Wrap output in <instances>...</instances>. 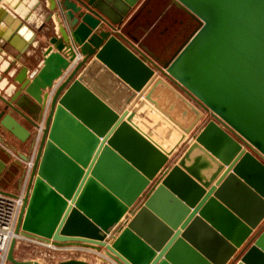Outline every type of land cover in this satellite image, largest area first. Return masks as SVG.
I'll use <instances>...</instances> for the list:
<instances>
[{"label": "water", "instance_id": "95a60500", "mask_svg": "<svg viewBox=\"0 0 264 264\" xmlns=\"http://www.w3.org/2000/svg\"><path fill=\"white\" fill-rule=\"evenodd\" d=\"M44 1L50 15L32 53L11 59L0 90V132L32 161L16 175L27 184L7 264H37L14 258L18 238L104 251L115 264H264L261 216L241 217L219 182L167 167L174 152L133 126L127 104L104 103L82 72L93 58L166 117L154 91L173 94L193 115L184 135L196 131L205 154L264 203V0H170L196 27L166 61L122 42L141 0Z\"/></svg>", "mask_w": 264, "mask_h": 264}, {"label": "crops", "instance_id": "0c3cea01", "mask_svg": "<svg viewBox=\"0 0 264 264\" xmlns=\"http://www.w3.org/2000/svg\"><path fill=\"white\" fill-rule=\"evenodd\" d=\"M0 11L3 12L0 17L1 90L7 82L3 74L4 70H6L11 63V59L17 57L20 52L24 51L27 47L28 49L25 51L27 52L26 55L32 53L31 51L35 43L30 45V42L34 39L39 27L49 17L50 11L44 0H2L0 2ZM195 27L196 23H194L181 9L172 4L170 0H141L136 6V9L123 23V29L121 31L122 42L125 45H133V47L136 49L138 48L147 57L156 58L159 61H166L171 54L182 45ZM39 57L40 56H37V59H39ZM22 64L27 66L25 61H23ZM39 66L40 62L37 64V67ZM82 72L85 74L83 84L111 108H117V105L119 106L123 102L128 104L129 102L127 101L129 99H134V101L141 104V99L133 95L122 81L118 80V78L103 67V65L98 62L96 63L93 58L87 59V62L83 65ZM12 73H14V71ZM110 81L113 83L114 88H112L113 86L111 88L114 93L109 91L110 87L106 84ZM127 109H129V106ZM0 136L4 139L3 145H0V160L7 165L5 172L2 174V177L6 179L5 182H0V191L8 194H15L21 189H26L27 182L20 188L16 179L18 169L20 168L21 170L23 163L20 162L21 160L11 149L14 147L13 140L9 139L8 136L3 137L1 132ZM177 138L183 145L176 147L174 153L169 157L167 167L178 164L182 156L179 158L176 157L174 160L176 153L184 148L187 150V148H190V144L194 143L193 138L189 139V136L184 137L177 135ZM17 152L20 154H27L26 150L23 149H17ZM203 158L207 159L208 162H201L203 165L205 163V167L202 165L201 168L203 171H207L209 177H211L214 174V170H219V167L212 162L210 158ZM200 181L198 180V182ZM202 182L203 181L200 183L203 184ZM232 184L236 186L239 194L246 195L249 199L256 201L254 193L245 189L243 186L241 187L238 180H235ZM24 240L33 245L45 247L48 250H61L69 254L80 253L81 255L75 256L74 258H64L51 264L75 259L84 261L88 264H115V262L105 257L104 251L97 252L94 249L80 246L53 248L43 242L40 243L26 238L19 239L21 242ZM15 248L14 258L16 260L20 262L32 261L33 263L42 264L34 259H20L18 257L17 246Z\"/></svg>", "mask_w": 264, "mask_h": 264}, {"label": "bare ground", "instance_id": "6f19581e", "mask_svg": "<svg viewBox=\"0 0 264 264\" xmlns=\"http://www.w3.org/2000/svg\"><path fill=\"white\" fill-rule=\"evenodd\" d=\"M106 84L110 87L109 91L113 92V83L110 81ZM154 92V98L156 99L157 107L159 106L161 109H166L171 114V116L166 117L159 111V109H155V107L152 105H150L152 108L151 109L149 107V103L145 102V104L141 105L140 103L134 101V99H127V102H129L127 104V108L129 106V109L126 108V110H128L130 113L131 111H134V116L131 120L133 126H135L138 131L146 136L151 143H153L156 147H159V149L164 153L172 151L174 152L176 147L183 145L182 142L178 140L177 135L184 137L187 136L184 135L181 127H188L190 121L193 119V115L190 110L188 111L186 108H184L183 104L180 103L173 96V94L167 92L164 88H157ZM193 142V144H190V148H187L186 154L180 158L178 165L183 170H192L194 176H196L199 181H203V184H208L210 182L214 184L217 176L209 177L207 171H203L201 168L203 165L201 162H208V160L203 157L210 158L211 161L217 165L218 162L211 156H207L204 150L195 141ZM203 167H205V163ZM219 179L222 178L219 177ZM222 184L224 185V191L222 194L224 200L230 202L241 217H244L248 221H254L257 216H261L262 219L264 218V203L258 198L257 195L254 194L256 201H253L246 195H242L241 193L240 195L236 189V186H234V184H232L227 179H225ZM259 203L262 204L260 205Z\"/></svg>", "mask_w": 264, "mask_h": 264}, {"label": "rangeland", "instance_id": "374dc122", "mask_svg": "<svg viewBox=\"0 0 264 264\" xmlns=\"http://www.w3.org/2000/svg\"><path fill=\"white\" fill-rule=\"evenodd\" d=\"M167 82H169V81H167ZM169 84H170V82H169ZM143 104H145V101L144 100L141 101V105H143ZM149 107H150V104H149ZM209 119H210V116L208 115V113L203 114V118H202V120L200 121V124H199L200 127L204 126V124L207 123V121ZM195 133H196V131H194L193 133H191L189 135V139L190 138L192 139L193 136L195 135ZM184 154H186V149L185 148L182 149V150H179L176 153V155L174 156V160H175L176 157L179 158V157L183 156ZM20 162L23 163V161H20ZM22 165L23 166H22L21 170L24 169L25 166H26L25 163H23ZM213 176L214 177L217 176L216 180L214 179L215 182H219L220 185L223 186V187H224V185L222 183L225 181V179H227L231 183H233L235 181L233 179H230L229 175L225 174V171L224 170H221L220 168H219V170L218 169L214 170ZM219 177L222 178V179H219ZM260 227H263L264 228V218L261 220ZM19 239H21V238H18L17 239V242H16L15 247L17 246V248H18V257L20 259H24V258L25 259H34V260H38L42 264H51L53 262H56L58 260H62L64 258H68V257L74 258L75 256H81L80 253L69 254L68 252H63L61 250H51V249H50L51 250L50 251V250H48L45 247H42V246L39 247V246L33 245V244H31V243H29V242H27L25 240L21 242V241H19ZM14 256H15V254H14Z\"/></svg>", "mask_w": 264, "mask_h": 264}, {"label": "built area", "instance_id": "2783aa9c", "mask_svg": "<svg viewBox=\"0 0 264 264\" xmlns=\"http://www.w3.org/2000/svg\"><path fill=\"white\" fill-rule=\"evenodd\" d=\"M23 163H25V168L29 172L32 167V161ZM24 196L25 189L10 195L0 193V264H7L8 245L15 237L14 230L23 206Z\"/></svg>", "mask_w": 264, "mask_h": 264}, {"label": "flooded vegetation", "instance_id": "af4514ba", "mask_svg": "<svg viewBox=\"0 0 264 264\" xmlns=\"http://www.w3.org/2000/svg\"><path fill=\"white\" fill-rule=\"evenodd\" d=\"M9 65H10V64H9ZM9 65H8V67H9ZM8 67L6 68V70L8 69ZM4 72H5V70H4ZM4 76H5V75H4ZM0 94H1V92H0ZM19 120H20V119H19ZM22 123L25 125V127H27V129H29V131H31L30 127H28V125H26L25 122L22 121ZM13 143H14V147H16V150H17V149H18V150H21V149L26 150V147H27V146H25V145H23V144H20L19 142L15 141V140H13ZM26 152H27V150H26ZM26 155H27V154H26ZM18 171L20 172V168L18 169ZM5 179H6V178H3L2 175H1V177H0V182H5Z\"/></svg>", "mask_w": 264, "mask_h": 264}]
</instances>
